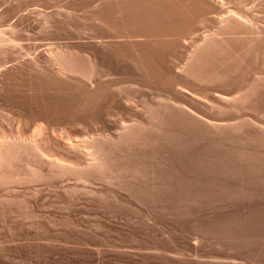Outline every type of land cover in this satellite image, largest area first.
Wrapping results in <instances>:
<instances>
[{
  "label": "rangeland",
  "instance_id": "rangeland-1",
  "mask_svg": "<svg viewBox=\"0 0 264 264\" xmlns=\"http://www.w3.org/2000/svg\"><path fill=\"white\" fill-rule=\"evenodd\" d=\"M37 125L135 169L0 184V264H264V0H0V138Z\"/></svg>",
  "mask_w": 264,
  "mask_h": 264
},
{
  "label": "bare ground",
  "instance_id": "bare-ground-1",
  "mask_svg": "<svg viewBox=\"0 0 264 264\" xmlns=\"http://www.w3.org/2000/svg\"><path fill=\"white\" fill-rule=\"evenodd\" d=\"M35 128L37 135L34 134L36 136L33 137L32 135V138L29 139L26 136H20L21 134L19 136H7L4 134L7 137L0 138V184L14 185L15 183H31L46 180L52 176L61 177V175L69 172L79 173L80 177L78 178L84 183L88 181L91 182V178H95L94 176L105 179L111 177L109 176L110 174H113L114 177L121 180L124 175L130 171V173H132L135 169L133 166L134 169L131 170L132 168L129 167V165H124L126 163H121L122 161L116 163L114 162L115 159L114 161L112 160V155L110 156L112 151L110 152V148L117 147L118 142L108 140L109 138L105 139L103 136H93L91 139H73V141L72 139L71 141H64L63 139V141H60L54 135H49V130H47L48 128L44 125H40V127L37 125ZM123 128L124 126L122 129ZM131 130L128 131V127L123 130V140L127 139H124L125 136L129 137V133H133ZM33 133L35 132L33 131ZM132 135H134V133ZM132 135H130V137ZM132 137L131 138L134 140L135 137ZM129 138L127 140H129ZM83 156H86V159L89 160L86 166L84 165L83 168H80V166L78 169L77 165L79 163L77 164L76 160L80 161V157ZM80 163L81 165L83 164L82 161ZM134 175L135 174H133L132 177ZM115 182L113 181V183Z\"/></svg>",
  "mask_w": 264,
  "mask_h": 264
}]
</instances>
